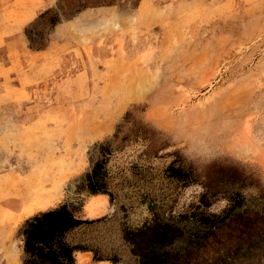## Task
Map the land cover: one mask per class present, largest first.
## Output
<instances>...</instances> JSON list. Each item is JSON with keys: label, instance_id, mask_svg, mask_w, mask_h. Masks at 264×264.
<instances>
[{"label": "rangeland", "instance_id": "obj_1", "mask_svg": "<svg viewBox=\"0 0 264 264\" xmlns=\"http://www.w3.org/2000/svg\"><path fill=\"white\" fill-rule=\"evenodd\" d=\"M56 209L74 264H264V0H0V264Z\"/></svg>", "mask_w": 264, "mask_h": 264}, {"label": "trees", "instance_id": "obj_2", "mask_svg": "<svg viewBox=\"0 0 264 264\" xmlns=\"http://www.w3.org/2000/svg\"><path fill=\"white\" fill-rule=\"evenodd\" d=\"M233 221L235 223L234 226H232ZM80 222V220L75 219L64 209L45 211L28 219L23 230L26 234L24 245L26 254L29 257H36V259L44 258L46 260L45 264H74L72 259L74 248L64 242L63 239L64 234ZM218 223L227 228L226 233L229 238H231L229 233L232 234L231 230H229L231 228L237 226L240 231L243 228L247 230L253 228L251 223L243 218L242 220L230 218L226 222H223L221 218ZM217 228H220V226L216 225V223H213L210 228L214 238L217 237V234H215V229ZM245 236L242 238L243 240Z\"/></svg>", "mask_w": 264, "mask_h": 264}, {"label": "bare ground", "instance_id": "obj_3", "mask_svg": "<svg viewBox=\"0 0 264 264\" xmlns=\"http://www.w3.org/2000/svg\"><path fill=\"white\" fill-rule=\"evenodd\" d=\"M45 195H46V194H45ZM31 196H32V195H31ZM36 196H37V195H36ZM40 198H42V195L36 197V201H37L38 199H40ZM34 199H35V198H34ZM36 204H37L36 206H37L39 209H44V208H46V207L49 206V201H48L47 198L45 197V198H43L42 200L37 201Z\"/></svg>", "mask_w": 264, "mask_h": 264}, {"label": "flooded vegetation", "instance_id": "obj_4", "mask_svg": "<svg viewBox=\"0 0 264 264\" xmlns=\"http://www.w3.org/2000/svg\"><path fill=\"white\" fill-rule=\"evenodd\" d=\"M78 225H79V224H78ZM76 226H77V225H76ZM76 226H75V227H76ZM73 228H74V227H73Z\"/></svg>", "mask_w": 264, "mask_h": 264}]
</instances>
